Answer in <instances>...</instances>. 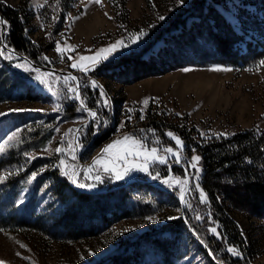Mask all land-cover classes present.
I'll return each mask as SVG.
<instances>
[{
	"label": "rangeland",
	"instance_id": "obj_1",
	"mask_svg": "<svg viewBox=\"0 0 264 264\" xmlns=\"http://www.w3.org/2000/svg\"><path fill=\"white\" fill-rule=\"evenodd\" d=\"M0 2L19 10L26 39L39 49L44 67L58 71H40L4 50L0 54V177L4 178L0 181V261L111 264L115 257L121 260L128 256L130 264H210L189 232L172 224L182 217L185 178L173 174L176 159L164 149L177 147L168 133L179 137L166 131L167 141L160 142L145 127L146 112L151 107L155 120L176 123L187 130L195 125L203 135L228 136L248 128L263 130L264 66H259V62L264 60V0H206L240 36L237 44L241 58L236 66L187 65L127 85L110 74L112 69L119 71L110 63L135 55L146 60L158 58L179 32L199 24L196 16H186L183 29L178 26L143 49L170 19L180 17L191 0H183L182 4L178 0H101L100 4L95 0H75L64 22L50 23L40 16L45 0ZM141 32L145 34L140 36ZM134 36L138 37L135 43ZM57 41L62 48L66 41L75 51L66 50L61 60L55 51ZM117 41H123V45L104 59L100 50ZM258 51L262 54L245 67L242 60ZM92 58H96L95 63ZM74 62L76 68L70 66ZM81 67L86 71H81ZM214 68L232 70L213 71ZM63 72L79 74L84 80H73ZM77 85L79 98L70 91ZM89 112H95L96 118ZM106 129H110L109 137L95 144L93 138ZM125 135L140 139L145 148H157L158 155L167 161L161 164L150 160L148 172H133L125 177L142 183L118 181L112 172L93 163L107 145ZM57 147L64 151L57 154ZM116 151L104 157L105 163L114 158ZM193 157H186L182 150L179 163L188 173V190H198L199 202H205L198 187L200 167H191ZM128 160L141 163L143 157L134 160L130 156ZM115 166L119 169L121 164ZM164 169L168 173L165 178ZM56 175L90 195L101 194L110 186H122L98 200L93 217L80 219L85 230L56 233L48 228L46 217L57 214L63 202L70 204L74 200L70 190L60 188ZM185 197L183 211L186 206L191 207L193 214L195 201ZM83 212L88 214L90 210L85 206ZM223 214L238 228L244 247L241 254L234 255L228 251L233 247L228 246L227 255L237 260L245 258L250 264H264V217L231 208H224ZM35 220H41L37 222L40 230L26 225ZM191 220L198 223L201 215ZM212 223L206 233L218 239L217 223ZM153 241H159L163 249L152 247Z\"/></svg>",
	"mask_w": 264,
	"mask_h": 264
},
{
	"label": "trees",
	"instance_id": "obj_2",
	"mask_svg": "<svg viewBox=\"0 0 264 264\" xmlns=\"http://www.w3.org/2000/svg\"><path fill=\"white\" fill-rule=\"evenodd\" d=\"M74 1L45 0L40 9L42 20L46 23L53 20L64 22ZM186 16H196L199 24L179 32L172 45L163 49L158 58L149 57L146 60L137 57V55L121 57L110 63V67L119 69L118 72L112 69L110 74L114 75L119 83L127 85L142 78L160 75L171 69L187 65L207 66L216 63L231 67L237 65L241 58L237 44L240 36L233 31L219 12L211 5L206 4V0H191L189 6L183 9L180 17L170 19L159 32H155L154 38L143 49L145 50L157 39L163 38L164 34L169 33L174 28L181 26L183 29ZM0 21L3 22L0 23V53L5 51L1 48V26H3V42L7 49L29 59L38 66H46L40 58L39 49L25 37L24 24L18 9H13L0 2ZM261 54L262 51H258L253 56L244 58L242 60L243 65L248 67L251 62L257 59V55ZM76 77L79 80H84L79 74ZM91 105L98 111L94 103ZM145 125L149 132L156 135L162 143L167 141L165 132H173L181 138L186 157L190 158L193 155L200 157L198 187L204 193L206 201L199 202L198 190H187L185 198L195 201V210L192 214V208L186 206L183 211L185 218L181 217L172 223L175 228L187 230L188 234L198 244V248L207 255L200 244L206 246L217 263L250 264L245 258L244 260H237V258L233 259L227 255L225 249L228 246H232L239 254L244 251V247L238 228L224 216L223 209L231 208L255 217H264V129L261 131L255 128L242 129L228 136L203 135L199 133L195 125L187 130L182 125L178 127L176 123L155 120L151 114V107L146 112ZM110 133V129L102 131L100 135L93 138L94 143H102L109 137ZM175 164L172 168L173 174L185 177L182 163ZM163 175L164 178L168 176L165 169ZM56 177L60 188L63 190L65 188L66 191L70 190L74 196V198L71 197L74 199L72 203L65 204L63 202L64 206L57 211V214L47 216L48 219L46 217V220H49L46 223L49 224L48 228H53L56 233L85 230L82 226L84 222L81 224L80 219L93 217V207L98 205V200L103 195H108L111 191L122 186L121 184L117 187L110 186L108 189H102V195H90L89 192L77 189L78 187L76 188L62 176L56 175ZM157 187L159 186L157 185ZM85 206L90 210L88 214L82 213ZM195 215H201L202 220H198V223L192 221L191 219ZM15 218L17 217L14 216ZM101 218L102 215H99V219L102 221ZM10 221L13 222L11 219ZM39 221L41 220L27 224L24 222V224L31 226L32 229L40 230L41 227L37 223ZM211 221L212 224L217 223L218 239H214L206 233ZM151 244L158 251L163 249L160 248L159 241H153ZM113 259L111 264H130L128 256L122 257L121 260L120 257ZM208 260L210 264H215L210 258Z\"/></svg>",
	"mask_w": 264,
	"mask_h": 264
},
{
	"label": "snow or ice",
	"instance_id": "obj_3",
	"mask_svg": "<svg viewBox=\"0 0 264 264\" xmlns=\"http://www.w3.org/2000/svg\"><path fill=\"white\" fill-rule=\"evenodd\" d=\"M95 3L100 4L101 0H95ZM178 3L182 4L183 0H178ZM105 15H107V13H105ZM55 19V18H54ZM160 19H164L163 17H160ZM0 23H3L2 21H0ZM145 33L141 32L139 35L143 36ZM138 37H132V42L135 43L136 39ZM121 45H123V41H117L114 45H111L109 48L107 49H101L100 53H103L104 59H107V54L115 51L118 47H120ZM127 46V45H124ZM6 50V49H5ZM75 51V47L71 46V45H67L66 41H65V47H61V44L59 41L56 42V48L55 51L60 54V58L61 60L64 59V54L65 51ZM2 54V53H0ZM99 55V54H98ZM45 59H47L45 57ZM68 59H73L72 56H68ZM81 60L83 59H87L86 57H80ZM93 62H96V58H92ZM73 68L77 67V63H72L70 65ZM259 66H264V60H261L259 62ZM17 67H20V65H17ZM81 71H86V69H84L83 67L80 68ZM213 71H231L232 69L230 68H214L212 69ZM185 71H189V69H185ZM38 78V77H37ZM71 79H76L75 77H72ZM40 83L45 84L46 82L44 80H41ZM95 81H93V87H95ZM78 85L76 88H72L70 89L71 92L75 93V98H79V93H78ZM53 95H55V93H53ZM101 95H104L103 90L101 89ZM105 105L107 106V101L105 100ZM145 105H147L148 101L145 100L143 102ZM81 107L83 108V104L81 105ZM89 114L93 117V119L96 118V113L95 112H89ZM141 119H143V115H141L140 117ZM168 135L170 137H172L173 140H175V144H176V148H165L164 152L168 153L170 155H172L173 157H175L176 162L179 163L180 160V152L183 150V143L182 141L175 137L172 133H168ZM223 135V133L221 134ZM9 139H11V137H9ZM63 141H61V144L63 145ZM70 148H72L73 146L70 145ZM46 150V149H45ZM113 150H117L116 154L114 156V158L112 160H108L107 163H105L104 157L107 156L108 154L112 153ZM64 151L63 147H57L55 149V152L57 154H60ZM133 157L134 160H138L141 157H143V162L141 163H135V162H129L128 157ZM73 158H75L73 156ZM200 157L196 156L193 157V163L191 165V167L196 168V165L199 162ZM156 161L159 162L161 164H165L167 161L164 157L159 156L158 155V150L155 147H152L151 149L145 148L144 144L142 143V141L140 139H137L133 136H129V135H125L123 136L122 139H118L116 141H114L113 143L107 145L101 153V157L97 158L94 160V165H100L103 167L105 172H112L115 175V178L117 180H122L124 179L126 176H130L131 173L133 172H148V162L149 161ZM115 161V162H114ZM64 161L61 160L60 164L64 165ZM116 163H120L121 167L119 169L116 168ZM109 165H111V167H109ZM89 171H92V168H89ZM197 171H199V169H197ZM65 175H67V173H63ZM71 178V177H70ZM153 179H156V176L152 177ZM4 178L0 177V181H2ZM97 180H100V177L97 176L96 177ZM75 182V181H73ZM165 183H167V181H164ZM188 181H183V183H187ZM79 187L83 188L85 187V185L80 184L78 185ZM201 196L203 197V193H201ZM181 199L183 200V196H181ZM206 199V198H205ZM149 219L151 220L152 218L149 217ZM170 220L172 219H176V217H169ZM213 232H215V229H212ZM21 247H24V245H21ZM229 252H232L234 255H239L238 252H236L234 249L229 248L228 249ZM17 255H20L19 253H17ZM0 264H4V262L0 261Z\"/></svg>",
	"mask_w": 264,
	"mask_h": 264
},
{
	"label": "water",
	"instance_id": "obj_4",
	"mask_svg": "<svg viewBox=\"0 0 264 264\" xmlns=\"http://www.w3.org/2000/svg\"><path fill=\"white\" fill-rule=\"evenodd\" d=\"M1 46H2V47H1L2 49H6V50H5L6 52H8L9 54L14 55V56H17L18 58L24 60V61L27 62L29 65H31V67L34 68V69H37V70H40V71H56V72H58V71L55 70V69H51V68L44 67V66H38V65L34 64L33 62H31L29 59H27V58H25V57H23V56H21V55H18L17 53H15V52L12 51V50L7 49L6 46L4 45V42H3V26H1ZM63 73H64V74H67V75H69V76L75 77V78L77 79V81H78V77H76V74H75V73H73V72H63ZM188 177H189V176H188V173H187V171H185V177H184V178H185L186 181H189V178H188ZM122 180H124V183H126V184H128V183H130V182H139L138 179H133V178H131V179H126V178H124V179H122ZM118 181H120V180H118ZM159 182H162V181H159ZM76 188H77V187H76ZM77 189H79V188H77ZM80 190H81V189H80ZM186 190H188V182L185 183L184 191H183V193H182L183 200L181 199V204H182L181 215H182L183 219L185 218V217H184V213H183V203H184V197H185L186 192H187ZM200 245L202 246V248L204 249V251L207 253L208 257H209L212 261H214L215 264H222V263H217V262L213 259L212 255L210 254V252H209V250L207 249L206 246H204L203 244H200Z\"/></svg>",
	"mask_w": 264,
	"mask_h": 264
}]
</instances>
